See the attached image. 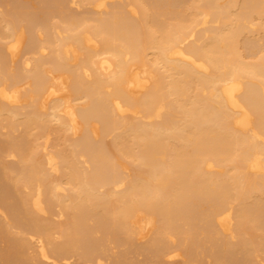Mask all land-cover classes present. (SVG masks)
I'll return each instance as SVG.
<instances>
[{
    "label": "bare ground",
    "instance_id": "bare-ground-1",
    "mask_svg": "<svg viewBox=\"0 0 264 264\" xmlns=\"http://www.w3.org/2000/svg\"><path fill=\"white\" fill-rule=\"evenodd\" d=\"M0 264H264V0H0Z\"/></svg>",
    "mask_w": 264,
    "mask_h": 264
}]
</instances>
